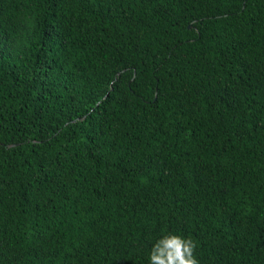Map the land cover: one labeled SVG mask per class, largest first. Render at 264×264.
<instances>
[{
    "label": "trees",
    "instance_id": "trees-1",
    "mask_svg": "<svg viewBox=\"0 0 264 264\" xmlns=\"http://www.w3.org/2000/svg\"><path fill=\"white\" fill-rule=\"evenodd\" d=\"M172 234L264 264V0H0V264Z\"/></svg>",
    "mask_w": 264,
    "mask_h": 264
},
{
    "label": "clouds",
    "instance_id": "clouds-1",
    "mask_svg": "<svg viewBox=\"0 0 264 264\" xmlns=\"http://www.w3.org/2000/svg\"><path fill=\"white\" fill-rule=\"evenodd\" d=\"M196 244L189 238L167 235L159 239L150 252V264H199Z\"/></svg>",
    "mask_w": 264,
    "mask_h": 264
},
{
    "label": "water",
    "instance_id": "water-1",
    "mask_svg": "<svg viewBox=\"0 0 264 264\" xmlns=\"http://www.w3.org/2000/svg\"><path fill=\"white\" fill-rule=\"evenodd\" d=\"M187 27H189V26H187Z\"/></svg>",
    "mask_w": 264,
    "mask_h": 264
}]
</instances>
